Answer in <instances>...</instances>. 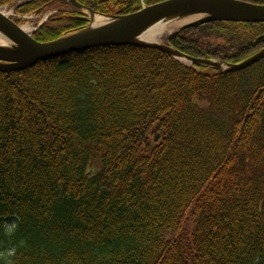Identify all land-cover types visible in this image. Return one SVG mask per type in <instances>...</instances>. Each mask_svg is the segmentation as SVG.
<instances>
[{
    "label": "trees",
    "instance_id": "16d2710c",
    "mask_svg": "<svg viewBox=\"0 0 264 264\" xmlns=\"http://www.w3.org/2000/svg\"><path fill=\"white\" fill-rule=\"evenodd\" d=\"M165 1L77 0L104 16ZM13 4L21 16L58 9L39 43L89 25L63 1L0 0ZM165 40L237 65L264 50V23ZM0 264H264V57L220 72L119 45L0 72Z\"/></svg>",
    "mask_w": 264,
    "mask_h": 264
},
{
    "label": "water",
    "instance_id": "95a60500",
    "mask_svg": "<svg viewBox=\"0 0 264 264\" xmlns=\"http://www.w3.org/2000/svg\"><path fill=\"white\" fill-rule=\"evenodd\" d=\"M60 1L70 3L78 10L95 14L77 0ZM194 15L200 17L182 26L180 30L211 22L264 23V5L242 0H169L144 7L141 11L127 16H105L110 19V23L103 27H92L91 20L86 18L90 24L85 29L49 43L37 42L32 34L24 32L21 26L0 11V37L12 44L11 47L0 46V72L25 70L46 59L97 47L119 45L160 49L180 62H183L180 57H184L192 65L209 66L220 72L248 67L264 57L263 50L237 65L221 62L220 66L224 69H220L217 67L219 64L214 63L216 61L195 59L163 44L137 41L141 33L156 22Z\"/></svg>",
    "mask_w": 264,
    "mask_h": 264
},
{
    "label": "rangeland",
    "instance_id": "374dc122",
    "mask_svg": "<svg viewBox=\"0 0 264 264\" xmlns=\"http://www.w3.org/2000/svg\"><path fill=\"white\" fill-rule=\"evenodd\" d=\"M25 1H28V0H25ZM0 10H3L5 12H7L8 16L15 23H17L19 26H21V27L30 26L31 28H33L34 31L32 30L33 31L31 33L32 35H34V33L36 32V29L40 28L42 26V24L44 25L45 22L47 23L49 21V19H51V17L56 12H58L57 8H50V9H47V10L43 11L42 13L31 14V15H28V16H21V15H18L16 13V4H13V5H10V6L0 7ZM67 11H71V10L68 8ZM84 13H86L88 15L89 19L91 20V15L89 14V12H87V10H84ZM199 17L200 16H198V15H194V16H188V17H183V18L177 17V18L171 19L172 20V22H171L172 25L170 26V28L164 34H162L161 36L158 37L157 43L166 45V40H165L166 37L174 34L176 31H178V29L180 27L197 20ZM77 32H79V31H77ZM74 33H76V32H74ZM71 34H73V33H71ZM71 34H69V35H71ZM65 36H68V35H65ZM65 36H63V37H65ZM152 43H154V42H152ZM183 62L185 64H187V65L194 66L189 61H183ZM214 63H218L219 64V66L217 65L218 68L224 69L223 66H220L221 62H214ZM200 66H203V65H200ZM204 67L212 68V67H209V66H204ZM212 69H215V68H212ZM11 223H14V221L8 222L7 224H11ZM172 237H173V235L169 236L168 238L171 239Z\"/></svg>",
    "mask_w": 264,
    "mask_h": 264
},
{
    "label": "bare ground",
    "instance_id": "6f19581e",
    "mask_svg": "<svg viewBox=\"0 0 264 264\" xmlns=\"http://www.w3.org/2000/svg\"><path fill=\"white\" fill-rule=\"evenodd\" d=\"M4 15L8 16L7 12L0 10ZM89 14L91 15V22L92 27H103L110 23V19L103 17L101 15H96L90 11ZM172 20H161L159 22H156L155 24L151 25L147 29H145L141 35L137 38V41L144 42V43H152L154 42L157 44V39L159 36L164 34L172 25ZM174 24V23H173ZM23 31L31 34L34 30L30 26H24L22 27ZM33 30V31H32ZM0 46L3 47H11L12 44L0 37ZM182 61H187L186 58L180 57Z\"/></svg>",
    "mask_w": 264,
    "mask_h": 264
},
{
    "label": "clouds",
    "instance_id": "9594fccd",
    "mask_svg": "<svg viewBox=\"0 0 264 264\" xmlns=\"http://www.w3.org/2000/svg\"><path fill=\"white\" fill-rule=\"evenodd\" d=\"M18 227L19 225L17 223H11V224H5L3 226V231H4V234L6 236H13L15 235V233L17 232L18 230ZM26 245V241H20L19 242V246L20 247H24ZM17 255V247L16 246H13L12 248L10 249H7L4 253H3V257L5 259H11L13 257H15Z\"/></svg>",
    "mask_w": 264,
    "mask_h": 264
}]
</instances>
